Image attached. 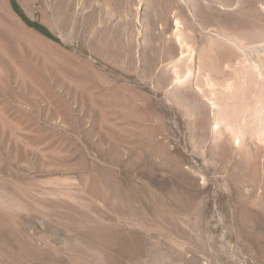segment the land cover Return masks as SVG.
Wrapping results in <instances>:
<instances>
[{
    "label": "rangeland",
    "instance_id": "rangeland-1",
    "mask_svg": "<svg viewBox=\"0 0 264 264\" xmlns=\"http://www.w3.org/2000/svg\"><path fill=\"white\" fill-rule=\"evenodd\" d=\"M255 93L264 0H0V264H264Z\"/></svg>",
    "mask_w": 264,
    "mask_h": 264
},
{
    "label": "bare ground",
    "instance_id": "bare-ground-1",
    "mask_svg": "<svg viewBox=\"0 0 264 264\" xmlns=\"http://www.w3.org/2000/svg\"><path fill=\"white\" fill-rule=\"evenodd\" d=\"M179 30V29H178ZM180 31V30H179ZM176 33V32H175ZM183 33V32H182ZM179 34H181L180 32H179ZM176 35V34H175ZM180 36H183V35H180ZM181 38V37H180ZM232 38V37H231ZM182 39V38H181ZM184 39H186V37L184 38ZM233 39V38H232ZM183 41V40H182ZM234 41H236V40H234ZM230 42V41H228V42H230V43H233V44H235V42ZM181 42V41H180ZM237 42V41H236ZM233 44H231V45H233ZM237 44H238V42H237ZM236 45V44H235ZM239 46V45H238ZM188 49L190 50V47H188ZM192 50V49H191ZM187 55V54H186ZM184 57V56H183ZM180 60V59H179ZM183 60H186V59H183ZM181 61V60H180ZM176 62V61H175ZM177 63V62H176ZM263 63V62H262ZM178 64V63H177ZM176 64V65H177ZM251 65V64H250ZM257 65V64H256ZM255 65V66H256ZM251 67H252V65H251ZM258 70V69H257ZM259 71V70H258ZM257 71V72H258ZM262 72V71H261ZM177 86V85H176ZM230 88H231V86H230ZM236 88V87H235ZM244 88V87H243ZM237 89V88H236ZM252 89V88H251ZM250 89V90H251ZM228 91H229V89H228ZM249 92V91H248ZM251 92V91H250ZM256 92V91H255ZM177 93V92H176ZM261 93V92H260ZM256 95V93L254 94V95H252V97L254 98L253 99V103L251 104V103H246L245 104V107H244V103H243V105H242V102H243V99H242V102H241V104L239 103V101H236L237 103H239L240 105H242L241 107H242V109H237L236 107L234 108V106H233V110H231V108H232V106L230 107V110L231 111H229L228 112V108H229V100H228V102H224V101H222V102H224L225 104H224V106L225 107H227V108H225L224 107V109H222V104L220 103V102H217V101H212V102H210V104L212 105V106H216L215 108H214V113H213V118H214V121H231V119L232 118H230L229 116H238V115H242V117L244 118V115H246V114H249V116H250V120H251V117L252 116H255V118H256V120L255 121H258V123H256L255 122V126L254 127H252V135H254V134H259V136L261 137V135L260 134H262V133H264V103H263V101L264 100H262V98L264 99V97H262L261 95H258V96H255ZM179 99V98H178ZM247 99H248V97H247ZM222 100V99H221ZM245 100V99H244ZM234 102V101H233ZM245 102V101H244ZM232 103V102H231ZM235 103V102H234ZM237 103L236 104H234V105H237ZM198 104V103H197ZM208 105V104H207ZM232 105V104H231ZM193 106H195V105H193ZM196 107V106H195ZM198 108V107H197ZM217 108V109H216ZM194 109V108H193ZM192 109V110H193ZM196 109V108H195ZM211 110V109H210ZM216 110V111H215ZM192 112V111H191ZM194 114H195V112H194ZM247 116V115H246ZM241 117V118H242ZM230 118V119H229ZM236 118V117H235ZM234 118V119H235ZM246 118V117H245ZM254 118V119H255ZM252 119H253V117H252ZM236 120V119H235ZM242 120H245V119H242ZM213 121V122H214ZM248 121H249V119H248ZM244 122V121H243ZM251 122H253L252 120H251ZM248 124V123H247ZM249 125V124H248ZM251 125H252V123H251ZM250 125V126H251ZM219 127V126H218ZM221 127V126H220ZM219 127V128H220ZM233 127V126H232ZM239 127V126H238ZM245 127H248V126H245ZM216 128V127H215ZM214 128V129H215ZM213 129V128H212ZM221 129V128H220ZM220 129H219V131H220ZM235 129H236V127H235ZM243 129H245V131H246V129L247 128H244L243 127ZM216 130V129H215ZM233 130V129H232ZM248 130H250L249 128H248ZM230 131V130H229ZM241 131V130H240ZM243 131V130H242ZM238 132V131H236V132H234V133H232V134H234V136H235V138H237V139H239L240 137H242V136H244L245 134H243L242 136H240V134L241 133H243V132ZM221 132V131H220ZM247 132V131H246ZM215 133H216V135L218 134L216 131H215ZM222 134V133H221ZM215 135V134H214ZM223 135V134H222ZM233 136V135H232ZM232 136H231V138H232ZM219 137H221V136H219ZM218 137V138H219ZM253 137H255V136H253ZM263 137V136H262ZM261 137V138H262ZM257 138V137H256ZM233 139V138H232ZM236 140V139H235ZM234 140V141H235ZM233 141V140H232ZM233 141V142H234ZM239 140H237V142H238ZM241 141V140H240ZM239 141V142H240ZM243 141V140H242ZM241 141V142H242ZM236 142V141H235ZM15 205V204H14ZM37 235V234H36ZM103 245V244H102ZM99 246V245H98ZM104 247V246H103Z\"/></svg>",
    "mask_w": 264,
    "mask_h": 264
},
{
    "label": "trees",
    "instance_id": "trees-1",
    "mask_svg": "<svg viewBox=\"0 0 264 264\" xmlns=\"http://www.w3.org/2000/svg\"><path fill=\"white\" fill-rule=\"evenodd\" d=\"M15 2V1H14ZM15 4V6H16V3H14ZM25 18H26V20H28V22L31 24V25H33V26H35L37 29H39L41 32H43V33H45L46 35H49V36H52V37H54L53 36V34L47 29V27L45 26V25H42V24H40V23H38V22H34V21H31L28 17H26L25 15H23Z\"/></svg>",
    "mask_w": 264,
    "mask_h": 264
}]
</instances>
